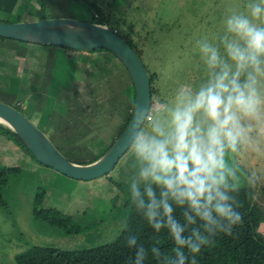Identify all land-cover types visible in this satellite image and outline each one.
Instances as JSON below:
<instances>
[{
  "label": "clouds",
  "instance_id": "obj_1",
  "mask_svg": "<svg viewBox=\"0 0 264 264\" xmlns=\"http://www.w3.org/2000/svg\"><path fill=\"white\" fill-rule=\"evenodd\" d=\"M197 46L201 81L181 84L170 100L137 105L124 139L130 202L154 232L150 248L127 236L131 264L149 254L159 264H197L202 248L242 222L241 190L264 183V168L245 173L237 162L264 161V0L232 10L222 32Z\"/></svg>",
  "mask_w": 264,
  "mask_h": 264
},
{
  "label": "rangeland",
  "instance_id": "obj_2",
  "mask_svg": "<svg viewBox=\"0 0 264 264\" xmlns=\"http://www.w3.org/2000/svg\"><path fill=\"white\" fill-rule=\"evenodd\" d=\"M84 1L85 3L77 0H43L41 3L43 15L40 19L65 17L92 22L96 18L92 8L96 7L97 13L109 21L108 25L111 28L114 26L116 30L118 29V34L125 40L136 39L137 35L150 32L143 52L139 48L135 50L148 73L155 76L152 81L151 106L158 100H170L181 84L197 85L201 81L203 67L199 59L197 42L206 37L211 39L222 32L224 18L232 10L245 11L246 5L250 2V0ZM2 14L1 12L0 20L5 22L36 21L32 15L19 20L12 16V19L7 20ZM131 22L134 23L132 33L135 37L132 33L127 34V27ZM117 24H121L119 28ZM21 42L26 44L24 41ZM70 50L78 53L74 57L79 60L77 68L79 71H82L81 62L93 61L94 64L100 62L91 74L84 75L75 71L72 86L79 89L82 85L84 88L87 86L86 81H90L93 85L88 90L93 87V91L92 97L87 100L83 97L73 99L72 103H77L71 108L73 113L70 109L66 110L67 106L55 107L58 113L49 112L42 118L44 120L52 113L47 128H44L38 123L42 113L39 112L38 117L30 107L27 108L26 103L20 107L14 98L11 103H7L3 101V95L0 101L20 110L68 160L85 164L99 155L101 157L122 128L123 117L117 113H115L117 116L111 117L107 113L105 106H109V99L124 107L125 113L129 115L133 107V89L127 70L110 52L93 49ZM88 65L83 67L86 69L92 67ZM74 67L76 68V64ZM69 68L66 67V74H69ZM98 82L102 86H99ZM47 95L48 89L39 100L47 99ZM51 101L52 99L49 103H54ZM32 104L34 106V101ZM0 125L7 126L1 122ZM237 162L247 172L264 168V161H257L251 156L238 157ZM0 163L19 168L16 174L9 177L4 189L6 207H0V264H16L14 260L16 254L27 249L29 244L40 241L79 248L78 246L98 245L114 238V227L118 226L117 221L113 220L122 218L118 215L119 211L112 216L113 209L109 205V197L116 192L113 181L128 187L127 178L131 173L127 152L107 174L112 180H108L106 176L89 181L74 180L40 164L29 152L14 143L12 138L0 133ZM41 187L46 190L45 205L71 215L74 222L79 223L81 227L91 221H98L97 226L94 224L91 229L87 226L85 231L90 230L87 233L64 236L58 230L34 221L31 206L37 188ZM256 200L264 206L261 198L256 197ZM101 218L106 220L102 225ZM112 218L114 219L111 220ZM259 231L264 235V222L260 224Z\"/></svg>",
  "mask_w": 264,
  "mask_h": 264
},
{
  "label": "trees",
  "instance_id": "obj_3",
  "mask_svg": "<svg viewBox=\"0 0 264 264\" xmlns=\"http://www.w3.org/2000/svg\"><path fill=\"white\" fill-rule=\"evenodd\" d=\"M77 1L85 3L84 0ZM92 9L96 14V18L92 22L107 25L109 24V21L107 19L103 18L97 13L98 9L96 7H93ZM119 25L121 24H117L116 26L119 28ZM133 25L134 23L131 22L130 26L127 27V34L134 31L132 27ZM109 28L111 27L109 26ZM111 29L113 31L116 30L114 26ZM149 33L150 32H145L144 35L139 34L137 35L138 37H135V34L132 33L136 39L132 37V40H124L138 54L135 48H139V50L143 52L150 35ZM116 34L119 35L118 29L116 30ZM93 50L108 51L102 48H95ZM149 75L152 95V81L153 77L155 76L151 73H149ZM133 104L134 97L132 106ZM130 117L131 112L123 121L122 128L117 137L126 128ZM0 133L7 135L9 138H12L14 143L19 145L32 155V153L24 145L21 139L9 127L0 125ZM112 142H114V140ZM111 145H109L107 149ZM107 149L105 150V152L107 151ZM99 157L100 155L87 163L93 162ZM33 158L36 160L34 156ZM18 171V167L2 165L0 163V207L2 208L6 207V201L4 199L3 192L8 184L9 177L13 174H16ZM244 172L249 173L246 170ZM105 176L108 180L111 179L108 175ZM113 182L116 186V192L109 197V205H111V208L113 209V211L111 210L112 216L119 211L118 215H120L119 217L122 218L121 220L114 218L111 219H114L113 221L115 222L117 221L116 223L118 226L117 228L114 227L115 232L113 239L98 245L78 246L79 248H70L66 247L65 244L59 245L56 243L53 244L40 241L32 245L29 244L27 249L16 254L14 256L15 263L131 264L132 257L134 256V249H130L127 247V236L130 234L136 235L138 238V243L143 244L146 248H150L154 243V232L145 222L143 217L134 211L130 202L128 187L122 186L119 182ZM249 192H251L250 195ZM45 196L46 190L42 187L37 188L31 206V215L34 221L41 222L49 227H52L58 230L64 236L87 233L88 231H90H85L87 226H89L90 229L94 224H96L97 226L98 221H91L82 225V227L79 226L80 224L74 222L71 215L64 214L62 213V211L52 206L45 205ZM256 197L261 198L264 201V183L259 184L255 189L249 190L247 187H245L241 190V192L239 193V199L242 201L243 207L239 210L242 213V222L234 228L233 232L230 235H218L211 246L202 248L201 252L196 256L197 264H264V235L259 231L260 224L264 222V206L259 204V202L256 200ZM105 221L106 220L101 218L100 225H102ZM125 221H127L128 223V229L122 231L121 225ZM90 223H92V225ZM156 238L161 241L160 246L164 251H168L171 249V241L168 240L165 232H161ZM92 239L94 238L92 237ZM145 264H159V262L156 261L151 256V254H149L145 261Z\"/></svg>",
  "mask_w": 264,
  "mask_h": 264
},
{
  "label": "water",
  "instance_id": "obj_4",
  "mask_svg": "<svg viewBox=\"0 0 264 264\" xmlns=\"http://www.w3.org/2000/svg\"><path fill=\"white\" fill-rule=\"evenodd\" d=\"M0 37L39 45L59 46L79 51L102 48L110 51L127 70L133 88L134 104L126 128L97 160L79 164L63 156L24 114L0 101V119L21 139L38 162L60 174L89 181L107 175L124 155L125 136L137 105L151 106L150 75L139 55L107 24L73 18H41L36 21L0 20Z\"/></svg>",
  "mask_w": 264,
  "mask_h": 264
},
{
  "label": "crops",
  "instance_id": "obj_5",
  "mask_svg": "<svg viewBox=\"0 0 264 264\" xmlns=\"http://www.w3.org/2000/svg\"><path fill=\"white\" fill-rule=\"evenodd\" d=\"M42 1L43 0H0V13L2 12L4 19L7 20L12 19V16L19 20L28 15H32L38 20V18L40 19L43 15V8L41 6ZM75 54L78 53L59 46L49 47V45H35L34 43L28 42L24 44L19 40L0 38V98L3 95V101L7 103H11L14 98L16 104L19 102L21 103L20 107H23V104L26 103L27 108L30 107L36 115H38L39 112L42 113L41 118L38 115V123L44 128H47L48 120L52 116V113L44 120L42 118L49 112H53V114L58 113L55 107L67 106L68 108L66 107V110L70 109L71 113H73L71 108L73 105L77 104H74V102L72 103V101H74L73 99L83 97L84 100H87L92 97L91 94L93 91V87L88 90L89 87L93 85L90 81H86L87 86L84 88L80 85L81 88L79 89L74 88L71 84L74 80L75 71H79L77 70L79 60L74 57ZM94 54H96V52ZM77 57L79 58V56ZM89 59L90 57L88 60ZM113 62L118 64L115 60ZM99 63L98 61L96 64H94L93 61L87 63L81 62L82 71L79 72H82L84 75L91 74L94 72V68L98 67L97 65ZM75 64L76 68L74 67ZM82 64L85 66L89 64L92 67L86 69ZM67 66L70 67L69 74L65 72ZM97 84L102 86L99 82ZM131 87L134 97L132 82ZM46 89H48L47 99L39 100V97L46 92ZM101 89L103 90L102 87ZM53 90H55V92H53ZM80 93L83 95H80ZM51 99V102L54 101V103H49ZM101 100L103 102L102 105H104L103 96ZM33 101L34 106L32 104ZM109 101V106H105L108 115L112 117L117 113L118 116L123 117L122 121H124L128 116L125 113V108L118 105L115 100L112 101L109 99ZM58 102L59 104H57ZM58 117L59 115H57V118ZM104 119L107 121L105 116ZM93 131L97 130L93 129ZM92 134L95 133L92 132Z\"/></svg>",
  "mask_w": 264,
  "mask_h": 264
},
{
  "label": "bare ground",
  "instance_id": "obj_6",
  "mask_svg": "<svg viewBox=\"0 0 264 264\" xmlns=\"http://www.w3.org/2000/svg\"><path fill=\"white\" fill-rule=\"evenodd\" d=\"M0 122H1V123H4V121H3L2 119H0Z\"/></svg>",
  "mask_w": 264,
  "mask_h": 264
},
{
  "label": "built area",
  "instance_id": "obj_7",
  "mask_svg": "<svg viewBox=\"0 0 264 264\" xmlns=\"http://www.w3.org/2000/svg\"><path fill=\"white\" fill-rule=\"evenodd\" d=\"M115 31V30H114ZM116 32V31H115ZM17 104H19V103H17Z\"/></svg>",
  "mask_w": 264,
  "mask_h": 264
}]
</instances>
